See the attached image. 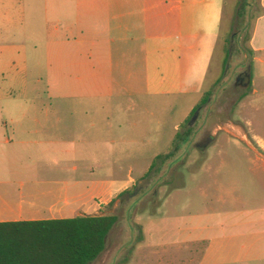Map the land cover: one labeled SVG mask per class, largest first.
Here are the masks:
<instances>
[{"label":"crops","instance_id":"crops-1","mask_svg":"<svg viewBox=\"0 0 264 264\" xmlns=\"http://www.w3.org/2000/svg\"><path fill=\"white\" fill-rule=\"evenodd\" d=\"M226 1L0 0L10 12L0 21L25 38L0 44V86L45 82L50 92L47 109L0 112V222L103 215L143 180L122 166V149L138 142L139 127L163 129L170 97L204 95ZM249 1L260 64L264 0ZM241 213L222 235L202 238L212 229L204 225L146 252L161 264H264V207Z\"/></svg>","mask_w":264,"mask_h":264},{"label":"rangeland","instance_id":"rangeland-1","mask_svg":"<svg viewBox=\"0 0 264 264\" xmlns=\"http://www.w3.org/2000/svg\"><path fill=\"white\" fill-rule=\"evenodd\" d=\"M241 2L226 1L204 95L170 97L163 129L153 123L139 127L138 142L122 149V166L132 164L133 177L144 179L101 209L100 214L116 215L118 221L105 250L91 264H161L147 248L194 238L204 225L212 229L202 231V238L222 235V227L242 222L246 214L241 212L264 207V62L256 63L251 49L254 19L249 12L238 16ZM1 15L8 20L10 12ZM0 22V44L25 43L15 25ZM241 72H249L253 83L237 84ZM44 96H50L45 82L11 81L0 86V112L47 109ZM193 105L197 109L190 114ZM209 136L211 141L204 144ZM179 258L174 264H181Z\"/></svg>","mask_w":264,"mask_h":264},{"label":"trees","instance_id":"trees-1","mask_svg":"<svg viewBox=\"0 0 264 264\" xmlns=\"http://www.w3.org/2000/svg\"><path fill=\"white\" fill-rule=\"evenodd\" d=\"M249 6L242 0L238 16L244 18ZM117 221L116 215H85L0 222V264H91Z\"/></svg>","mask_w":264,"mask_h":264},{"label":"water","instance_id":"water-1","mask_svg":"<svg viewBox=\"0 0 264 264\" xmlns=\"http://www.w3.org/2000/svg\"><path fill=\"white\" fill-rule=\"evenodd\" d=\"M238 83L247 86L250 83V75L247 72H243L238 80Z\"/></svg>","mask_w":264,"mask_h":264},{"label":"flooded vegetation","instance_id":"flooded-vegetation-1","mask_svg":"<svg viewBox=\"0 0 264 264\" xmlns=\"http://www.w3.org/2000/svg\"><path fill=\"white\" fill-rule=\"evenodd\" d=\"M243 72H241V74H242ZM241 74L239 75V77L237 78V84H239L238 83V80H239V78H240V76H241ZM211 141V137L209 136V137H207L206 139H205V141H204V144H207V143H209Z\"/></svg>","mask_w":264,"mask_h":264}]
</instances>
